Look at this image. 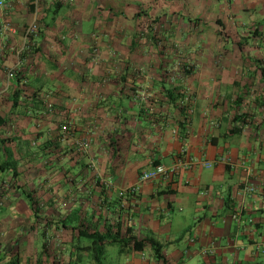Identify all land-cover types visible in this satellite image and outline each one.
Instances as JSON below:
<instances>
[{"label": "crops", "instance_id": "1", "mask_svg": "<svg viewBox=\"0 0 264 264\" xmlns=\"http://www.w3.org/2000/svg\"><path fill=\"white\" fill-rule=\"evenodd\" d=\"M97 1L0 6V157L9 165L0 177V264H113L108 247L100 261L92 258L91 241L81 233L88 223L100 232L110 225L121 235L128 229L139 240L155 239L165 264H264V0H183L190 1V20L204 25L187 40L183 22L173 23L170 55L160 48L167 40L157 43L160 52L147 44L127 54L132 26L109 17L127 11L131 0ZM144 2L140 12L171 14L167 0ZM35 16L42 32L33 51L17 57ZM206 26L215 33L204 38ZM93 44L98 54L90 58ZM184 63L194 69L186 73ZM11 69L15 76L7 81ZM16 75L25 77L29 92H48L54 111L46 119L11 113ZM180 93L190 97L187 113L179 110ZM44 138L60 140L47 167L35 151ZM180 160L191 165L120 196L155 163ZM246 182L255 192L242 199ZM23 190L42 203L41 214L30 210ZM116 249V264H161L149 246Z\"/></svg>", "mask_w": 264, "mask_h": 264}, {"label": "trees", "instance_id": "2", "mask_svg": "<svg viewBox=\"0 0 264 264\" xmlns=\"http://www.w3.org/2000/svg\"><path fill=\"white\" fill-rule=\"evenodd\" d=\"M164 16L169 17L168 15H158V16L153 17L146 13H142V11L140 12L139 10L136 13H133L131 17H129L128 14H126L125 12H121L119 14H117L116 12L114 13L111 12L109 18L112 19L113 22H116L121 19L125 20L126 21L125 26L128 24L132 26L130 45L125 48L127 54L134 53L137 50L141 51L142 50L141 48H144L145 45L147 44H152V47H154L156 51L160 52V49H158L157 43H161L164 40H167V43L160 47L162 52L163 50H165L166 51L165 53L168 55L175 54L176 45L174 42L175 40L174 38H175V33H177V31H176L175 25H173V22L171 21V18H169V20L166 19V21H162V18ZM160 22H162V24ZM188 24L189 25L191 24L190 19L188 21ZM188 31L189 32L184 33L185 32V29H184V32H183L184 39L190 40L198 36V35L196 36V33L195 34L192 33L190 29ZM41 32L42 31L40 29H37V33H41ZM222 32L223 31L219 30L218 35L220 33L224 36ZM109 35L111 36L112 33H110ZM178 35L179 37H181V34L178 33ZM108 44L111 50L112 46L110 43ZM237 46H238V49L240 50L243 48V44L241 43H238ZM97 48L98 47L93 44L91 45L90 49H88V54L90 58L98 54ZM189 48H190L189 46H185L183 48L182 52L183 54H185V56L189 54V51H190ZM33 49L34 47L31 46L29 52H32ZM123 68L124 69L129 68V63L127 61L123 63ZM182 69L186 73H190L194 69V66L191 64L184 63ZM24 78L25 77H21L19 75H16L15 77V82H16L15 90L13 94L10 96V100L12 103V109H13L11 113L14 114L15 111H18V114L22 115L24 118L35 117V118L46 119L49 116V114H51L54 111L53 104L48 99V96H49L48 92L47 91L29 92L27 89V83ZM179 95H180V98L182 99V101L178 105L179 110L184 113L189 112L190 97L189 96L186 97L184 93H180ZM17 105L19 107V110H15L17 108ZM186 121H187V118L185 116L184 123ZM184 123L180 124L181 129H183ZM3 124L4 123H0V125H3ZM60 137H62V135ZM33 142L34 140L30 137L26 141L25 146L27 147L33 146ZM59 143H60V140L55 139V138L51 140L44 138L37 145H35L34 143V145L36 146L35 151L38 152V154L40 155L39 161L42 164H44L43 165L44 167H47L48 163H50V160L52 161V159L49 157V151H53L54 149H56ZM6 165H7V168H4ZM153 166H156V163ZM8 167H9L8 163L4 162L0 165V170L5 172V170H8ZM22 192L28 202L30 210L34 214H39V213L41 214L42 208H43L42 203L37 201V198L35 197V195H33L31 191L23 190ZM46 193H47V189L42 191V195L46 196ZM74 228H77V227H74ZM81 233L83 236L89 239V241H91V245H90L91 256L96 261H100L101 258L105 255L106 247L114 245V246L119 247V251L121 253H126L128 251L129 252H141L144 250L145 246H149L151 249L153 258H155L161 264L166 263V260L162 256L163 247L158 241H156L153 238L139 240L137 237L132 236L131 233L128 231V229L121 235L120 227H117L116 231L112 232L110 229V225H109L105 228L104 232H100L99 230H96V228L93 227L91 223H88L87 230H83V232Z\"/></svg>", "mask_w": 264, "mask_h": 264}, {"label": "built area", "instance_id": "3", "mask_svg": "<svg viewBox=\"0 0 264 264\" xmlns=\"http://www.w3.org/2000/svg\"><path fill=\"white\" fill-rule=\"evenodd\" d=\"M2 5H3V0H0V6ZM37 29H38V24H37V19L35 16V19L23 31V37H22L23 45L21 49H18L15 51L17 57H20V55L24 51H30L31 46L32 47L34 46L32 39L36 35ZM2 30L4 32L5 31L14 32V30L9 25H3ZM14 76H15V70L14 69L9 70L7 72V81H10L11 79H13ZM222 162H225V161L222 160ZM227 163H230V161H227ZM187 165H191L190 160L186 162L180 160L177 165H173L171 167H165L163 165L153 166L148 171H144L140 173L138 175L136 183L132 185L131 187L121 191L120 196L122 195L133 196L138 192L141 184L147 183L149 181H153L159 177H171L177 173L179 168L187 166ZM202 165L205 168H211L210 163L203 162ZM242 166H245V165L242 164ZM254 192H255V188L251 184L246 182L241 186L238 194L242 199H244L246 196L253 194ZM233 217L238 223L243 222L240 218V211L236 212L235 215H233ZM202 254L204 255L205 252H203Z\"/></svg>", "mask_w": 264, "mask_h": 264}, {"label": "rangeland", "instance_id": "4", "mask_svg": "<svg viewBox=\"0 0 264 264\" xmlns=\"http://www.w3.org/2000/svg\"><path fill=\"white\" fill-rule=\"evenodd\" d=\"M87 1V3H88V5H90V6H100V3H99V1H97V0H86ZM124 1H126V2H128V0H124ZM80 2V0H77V1H73L72 0V2H70V4H72L73 3V5L74 6H76L77 5V3H79ZM167 2L168 3H170V4H172L173 5V7H172V9H171V14L169 15V17L171 18V21L174 23V24H176V22H178V23H182L183 22V29H185V32L184 33H186V32H189L188 30L189 29H191V32L192 33H196V36L198 35V28L199 27H203V25L204 24H201V23H198L197 24V22H194V19H191L192 20V24H188V21H189V19L190 18H192V17H194V13H192L191 12V8H189V7H186L187 5H189L190 4V1H186V2H183V0H167ZM177 2H179L178 3V5L179 6H185L184 8H179V7H177ZM69 3V2H68ZM130 4L128 5V7H127V11H125L126 12V14H127V12H132V13H130V14H133V12H137V11H139L140 9H139V7H142V4L141 3H145L144 2V0H131L130 2H129ZM106 6H109L108 4L107 5H105V7ZM109 10V9H108ZM107 10V12H109ZM122 10H124V9H122ZM144 10V11H143ZM146 9H143L142 8V13H145V12H150L151 10H149L148 11V9L145 11ZM208 17H210V16H205V19H208ZM213 18V17H212ZM85 23V22H84ZM84 26L86 27L87 26V31L89 32L90 31V28H91V26H92V22H91V20H90V22L88 21L87 22V24L85 23L84 24ZM196 26V27H195ZM191 27V28H190ZM89 28V29H88ZM194 28H196V29H194ZM219 30H221V31H223L222 33L224 34H227L226 32H224V30L223 29H221L220 27L218 28ZM200 30V29H199ZM203 32H204V38H207V36L208 35H214V31H213V28L212 27H207L206 26V28L204 27L203 28ZM96 35V33L94 32L91 36H90V38H93V36H95ZM219 36L220 37H223V35L222 34H220L219 33ZM225 37V36H224ZM197 39V38H196ZM229 47V45H224L223 46V48L224 47ZM211 47V46H210ZM221 47H218L217 49H220ZM222 52H223V50L221 49V50H219V54L221 55L222 54ZM0 165L2 164V162L1 161H3L4 160V158H2V157H0ZM4 172L3 171H1L0 170V177H5V174H3ZM108 250H112V251H114V254H109L110 256L108 257V260L109 261H111L113 264H116L117 263V261H115V259L117 258V257H114L113 258V256L114 255H116L117 256V249H116V246H114V245H111V246H108V248H107ZM111 258H112V260H111Z\"/></svg>", "mask_w": 264, "mask_h": 264}]
</instances>
